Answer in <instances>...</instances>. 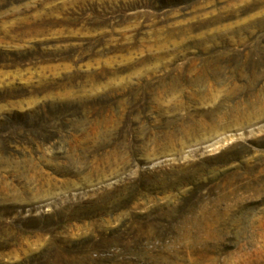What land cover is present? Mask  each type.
<instances>
[{"label": "rangeland", "instance_id": "1", "mask_svg": "<svg viewBox=\"0 0 264 264\" xmlns=\"http://www.w3.org/2000/svg\"><path fill=\"white\" fill-rule=\"evenodd\" d=\"M0 264H264V0H0Z\"/></svg>", "mask_w": 264, "mask_h": 264}]
</instances>
